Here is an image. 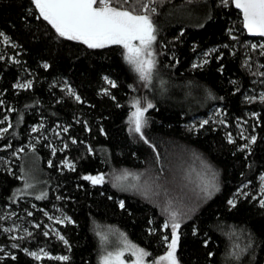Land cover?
<instances>
[{"label": "trees", "instance_id": "16d2710c", "mask_svg": "<svg viewBox=\"0 0 264 264\" xmlns=\"http://www.w3.org/2000/svg\"><path fill=\"white\" fill-rule=\"evenodd\" d=\"M155 7L157 64L147 84L122 47L60 37L33 0H0V129L8 128L0 136V264H101L97 232L107 225L153 261L171 240L169 202L180 213L181 264H264V55L250 48L264 38L247 34L233 0ZM135 98L154 105L143 136L129 126ZM218 108L222 116H211ZM27 161L34 190L26 189ZM124 170L141 175L147 196L127 188L131 178L114 186ZM100 174L102 184L83 178ZM213 178L219 190L206 196L201 188ZM41 249L40 260L29 255Z\"/></svg>", "mask_w": 264, "mask_h": 264}, {"label": "snow or ice", "instance_id": "6c2138e0", "mask_svg": "<svg viewBox=\"0 0 264 264\" xmlns=\"http://www.w3.org/2000/svg\"><path fill=\"white\" fill-rule=\"evenodd\" d=\"M227 5L228 0H222ZM36 9L39 11V17H42L47 21L52 28L58 33L60 37H64L68 40L79 41L87 45L89 48H104L111 45H118L124 50V59L132 67V69L138 74L141 81L150 84L152 81L154 70L156 69V54L153 48L156 41L157 28L153 23L152 16L156 13L157 0H33ZM235 7L240 9L243 14V26L247 29L249 34L258 35L264 37V0H233ZM235 39V37H233ZM259 47L261 55H264V43L259 45L251 44L250 48L256 50ZM2 58V57H0ZM206 62V61H205ZM198 65H194L196 67ZM47 67V65H45ZM264 67V65H262ZM264 75V73H261ZM112 87L116 84L114 81H108ZM20 88L31 87V82L25 84L16 85ZM70 94L75 93L69 89ZM79 100L80 97L76 96ZM250 99H254L250 98ZM260 99L264 102V93L260 94ZM2 103V101H0ZM154 105L148 102L145 107H141L139 99L133 103L135 111L131 114V121L134 124V131L142 133V127L145 124V113L148 109L153 108ZM3 121H0L2 123ZM208 123L207 120L203 121V124ZM9 127L11 125L9 124ZM33 131L38 129L34 128ZM8 131V128L0 129V136ZM67 131V129H65ZM251 142H255V137H251ZM229 142H232L231 135H229ZM75 143V141H73ZM10 146V145H9ZM67 147V145H65ZM247 147V145L245 146ZM91 150V149H89ZM23 152L21 148L19 150ZM55 153V149H53ZM158 155V154H157ZM51 166V161H49ZM70 169H74V165L67 163L66 165ZM215 177V174H213ZM85 180L91 181L92 184H102L105 182V176L103 174L96 176H85ZM131 178L137 183H129L128 189H134L136 191H142L143 195L147 196L150 189L145 187L141 189L138 187V182L141 179L140 174H133L124 170L123 173L116 177L118 181L114 186L124 188L125 185L121 182L128 181ZM264 181V177H261ZM32 187L31 184H26V188ZM218 186L213 181L206 182L201 188V191L206 196H211L214 191H218ZM44 195L38 196L37 199L44 198ZM261 196H264V188L261 189ZM228 203L235 207V201L229 200ZM260 204L264 207V199L260 200ZM120 207H124V202L120 201ZM171 202H169V209H166L169 213L170 224L165 223L163 227L165 229L171 227V240L168 236L163 239L167 245V251L165 255L154 259L152 264H179V260L176 256V250L179 244L180 228L179 216L180 213L177 210H170ZM31 215V213H29ZM51 219V217H50ZM62 223L63 221H57ZM38 227V225H37ZM5 232H12L13 229L5 228ZM31 235V233H28ZM48 235L47 232L44 233ZM57 236L65 244L67 240L63 236ZM17 239V237H12ZM103 241L107 240L106 236H101ZM13 247L17 245L13 244ZM238 247V246H237ZM129 253L134 259L131 264H147L146 258L150 255L145 249L132 244L125 237L122 241V246L115 251H106L101 257V264H128L125 261V253ZM29 255L40 260L42 256H46L47 253L43 249L40 252H29ZM211 255V254H210ZM238 259L239 256L233 253ZM14 258V257H13ZM56 259L61 261H67L68 256H60Z\"/></svg>", "mask_w": 264, "mask_h": 264}, {"label": "rangeland", "instance_id": "374dc122", "mask_svg": "<svg viewBox=\"0 0 264 264\" xmlns=\"http://www.w3.org/2000/svg\"><path fill=\"white\" fill-rule=\"evenodd\" d=\"M261 92H259V96H260ZM253 97H257V95H254ZM138 98H135L133 101H132V112L135 111V109L133 108V103L135 100H137ZM141 102V101H140ZM141 107L142 104H141ZM131 112V114H132ZM147 113V112H146ZM146 113H145V121H146ZM216 115H219V116H222V110L220 108H218L217 110L213 111V113L211 114V116H216ZM130 118H131V115H130ZM129 126H130V129L132 131H134V124L132 123L131 119H129ZM144 127V126H143ZM143 127H142V131H143ZM140 134V133H139ZM141 135V134H140ZM29 161L26 162V169H27V172L29 174V180H28V183L27 184H31L32 187L30 188H26L27 190H34L37 188V179H36V176L33 174L32 172V169L30 168L31 166L28 164ZM123 172H120L119 175H121ZM96 176V175H95ZM199 180V179H198ZM187 181V180H186ZM144 186H146V184L144 185V180H143V185H141V188H144ZM98 231L97 234L101 240V243H102V254H101V257L105 254L106 251H115L116 249H118L119 247L122 246V241L123 239L126 237L127 240L129 242H131L132 244H135L137 245L138 247L142 248L141 246H139L138 244H136L135 242L131 241L129 239V237L125 234V232H123L120 228H118L117 226L115 225H107V226H103L101 229H99L98 227ZM101 236H106L107 237V240L106 241H103L101 239ZM178 248V247H177ZM144 249V248H143ZM37 252H40V251H37ZM45 252V251H44ZM165 255V254H163ZM161 255V256H163ZM159 256V257H161ZM176 256H177V250H176ZM159 257H157L156 259H159ZM148 258V257H147ZM146 258V262L147 264H152V261H149L148 259ZM124 259L126 262H128V264H131V261L134 259V257H132L129 253H125L124 255ZM178 259V257H177ZM179 260V259H178ZM179 264L180 261H179Z\"/></svg>", "mask_w": 264, "mask_h": 264}, {"label": "water", "instance_id": "95a60500", "mask_svg": "<svg viewBox=\"0 0 264 264\" xmlns=\"http://www.w3.org/2000/svg\"><path fill=\"white\" fill-rule=\"evenodd\" d=\"M233 5L235 6V4L233 3ZM238 10H240V9H238ZM241 11V10H240ZM242 13V12H241ZM242 17H243V14H242ZM246 30V32H247V34L249 35V36H251V37H261V36H258V35H252V34H249L248 33V31H247V29H245ZM264 38V37H263Z\"/></svg>", "mask_w": 264, "mask_h": 264}]
</instances>
